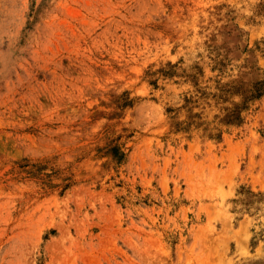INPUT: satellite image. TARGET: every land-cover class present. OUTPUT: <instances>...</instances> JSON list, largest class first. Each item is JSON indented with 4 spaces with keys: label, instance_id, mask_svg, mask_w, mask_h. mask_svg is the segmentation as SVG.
Returning a JSON list of instances; mask_svg holds the SVG:
<instances>
[{
    "label": "rangeland",
    "instance_id": "obj_1",
    "mask_svg": "<svg viewBox=\"0 0 264 264\" xmlns=\"http://www.w3.org/2000/svg\"><path fill=\"white\" fill-rule=\"evenodd\" d=\"M259 80L264 0H0V264H264Z\"/></svg>",
    "mask_w": 264,
    "mask_h": 264
},
{
    "label": "trees",
    "instance_id": "obj_2",
    "mask_svg": "<svg viewBox=\"0 0 264 264\" xmlns=\"http://www.w3.org/2000/svg\"><path fill=\"white\" fill-rule=\"evenodd\" d=\"M262 94H264V80H259L246 91L245 98H254L261 96ZM237 115L238 114L236 113H232L230 115V117H232L230 121L236 122L240 120V118Z\"/></svg>",
    "mask_w": 264,
    "mask_h": 264
}]
</instances>
